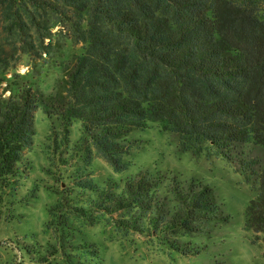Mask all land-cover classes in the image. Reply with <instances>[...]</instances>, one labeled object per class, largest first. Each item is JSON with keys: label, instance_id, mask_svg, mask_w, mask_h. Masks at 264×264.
<instances>
[{"label": "trees", "instance_id": "trees-1", "mask_svg": "<svg viewBox=\"0 0 264 264\" xmlns=\"http://www.w3.org/2000/svg\"><path fill=\"white\" fill-rule=\"evenodd\" d=\"M55 26L82 52L60 60L52 91L14 79L2 87L18 51L32 59L58 51L50 37ZM38 108L66 136L79 121L86 155L93 152L114 172L130 166V132L152 122L197 157L213 150L232 161L244 145L264 148V0H0L4 186L33 145ZM241 165L246 172L248 162ZM91 175L75 182L90 192L89 209L118 215L114 223L124 232L209 237L229 221L212 188L199 181L143 169L121 185L100 187ZM254 189L243 228L262 244L264 165Z\"/></svg>", "mask_w": 264, "mask_h": 264}, {"label": "rangeland", "instance_id": "rangeland-1", "mask_svg": "<svg viewBox=\"0 0 264 264\" xmlns=\"http://www.w3.org/2000/svg\"><path fill=\"white\" fill-rule=\"evenodd\" d=\"M50 37L58 51L33 59L18 51L3 75L2 87L7 79H14L45 93L52 91L60 60L81 53L82 45L58 26L51 29ZM33 118L32 147L24 152L10 182L4 186L0 181V264H264V243L253 244L243 228L244 210L256 193L255 181L264 165L261 145H244L232 161L213 150L210 156L197 157L180 150L177 134L161 131L152 122L145 130L130 132L128 138L134 143L127 157L130 166L114 172L93 152L86 155L79 121L72 123L66 136L61 124L39 108ZM242 162L249 164L246 172ZM143 169L159 171L165 178L176 176L185 184L199 181L210 186L229 221L209 237L124 232L114 223L118 215L107 217L89 209L90 192L75 184L77 177L91 173L100 187L121 185Z\"/></svg>", "mask_w": 264, "mask_h": 264}]
</instances>
